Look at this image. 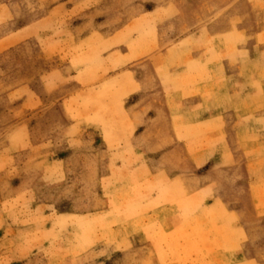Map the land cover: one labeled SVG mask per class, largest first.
<instances>
[{
  "label": "rangeland",
  "instance_id": "374dc122",
  "mask_svg": "<svg viewBox=\"0 0 264 264\" xmlns=\"http://www.w3.org/2000/svg\"><path fill=\"white\" fill-rule=\"evenodd\" d=\"M226 2L0 0V264H264V0ZM141 68L203 106L138 137Z\"/></svg>",
  "mask_w": 264,
  "mask_h": 264
},
{
  "label": "crops",
  "instance_id": "0c3cea01",
  "mask_svg": "<svg viewBox=\"0 0 264 264\" xmlns=\"http://www.w3.org/2000/svg\"><path fill=\"white\" fill-rule=\"evenodd\" d=\"M222 1V0H221ZM233 0H227L226 4L231 2ZM240 1V0H238ZM243 3L247 0H242ZM228 28V27H227ZM211 34H217V30L211 29ZM237 51L242 52V49H237ZM264 51L263 48L259 50L260 53ZM245 52V51H244ZM193 59L198 60L199 55L201 53L199 52H193ZM250 51L247 52V56H249ZM242 55L243 52H242ZM250 58V56H249ZM147 57H143L140 61L141 63L145 64L146 66L151 65L150 61L147 60ZM221 65L224 70V75L226 79L228 80V83L231 84L234 80H240L239 77L236 76L237 70L239 68V64H231L229 61L224 60L221 62ZM145 66V67H146ZM147 70H149L147 68ZM153 78L155 79V84L153 88V85L151 84V73L149 71L143 72L142 68L141 71L137 69L135 71V87L136 90L130 94V96L127 98V105H126V112L128 113V116L132 120H142V124L138 125L135 131V135L138 134V137L144 134H148L152 130V126H149V121H152L154 119H161L165 118L170 119L172 117V110L169 109L172 107V103L174 105H178V108H184L183 110H188L186 112L195 111L197 108H201L203 106V98L200 95H193L190 97H186L184 99H179L177 96L171 95L166 96L164 88L161 90V84L159 79L156 76V73L152 70ZM261 87L264 88V83H261ZM155 89V90H154ZM160 89V91L158 90ZM250 89L248 87H241L237 89L227 91V99L224 101V105L230 107L231 104L240 101V100H246V95L250 94ZM259 102H264V98L259 97ZM217 104V102H216ZM176 108V106H173ZM217 106H215L214 102H211V110L209 112H203L199 116H197L198 119L202 120H213V119H221L222 121L233 119L231 124H234V120H237L239 117H241V112L232 111V110H219L216 109ZM226 111V112H225ZM185 112V113H186ZM187 114V113H186ZM245 115V114H244ZM261 113H259L257 116H260ZM244 117V116H243ZM258 118V117H257ZM152 123V122H151ZM234 128L236 126H229V128ZM258 135H262V133H258ZM254 164V163H253ZM253 164H250L253 166ZM255 165V164H254ZM251 196V194H250Z\"/></svg>",
  "mask_w": 264,
  "mask_h": 264
}]
</instances>
